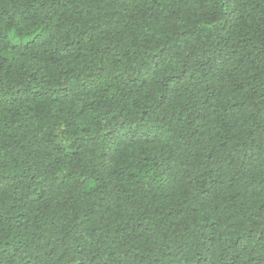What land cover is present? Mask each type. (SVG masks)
<instances>
[{"label":"trees","instance_id":"obj_1","mask_svg":"<svg viewBox=\"0 0 264 264\" xmlns=\"http://www.w3.org/2000/svg\"><path fill=\"white\" fill-rule=\"evenodd\" d=\"M0 264H264V0H0Z\"/></svg>","mask_w":264,"mask_h":264}]
</instances>
